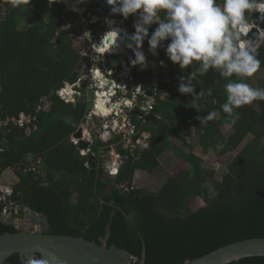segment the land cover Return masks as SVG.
<instances>
[{"label": "trees", "instance_id": "obj_1", "mask_svg": "<svg viewBox=\"0 0 264 264\" xmlns=\"http://www.w3.org/2000/svg\"><path fill=\"white\" fill-rule=\"evenodd\" d=\"M40 6L47 11L42 12ZM93 6H89L91 11L98 8ZM107 15L105 12L103 18ZM31 16L36 21L25 24ZM73 16L46 0H30L29 5L17 9L0 0V117L30 114L36 117L37 127L28 136L15 128L5 138L0 134V181L10 180L12 189L10 200L0 203V212L9 205L18 206V215L27 209L45 216L50 235L79 237L96 244L105 239L109 225L106 246L126 250L138 259L134 264H182L229 244L263 239L264 101L238 109L239 119L224 136L227 114L220 105L226 101L224 84L228 81L209 70L205 76L197 75L194 85L197 93L211 88V96L181 95L177 91L179 77L192 69L182 73L166 59L162 48V99L144 126L150 135L148 146L127 151L118 148L127 156L124 183L133 184L136 171L150 176L165 173L168 152L187 164V178L167 176L155 192L141 189L136 194L135 189L128 190L122 208L113 206L96 171L104 162L103 152L117 145L119 138L107 144L93 139V156L81 157L69 138L85 121L87 98L82 91L75 104H66L54 94L76 82L83 63L80 52L89 46L88 41L77 40L73 25L65 29ZM132 20L131 16L127 19ZM93 28L88 27L93 37L102 33V28L94 32ZM258 51L264 61V44ZM259 71L264 76V63ZM258 87L264 88V78ZM49 96L50 110L35 114L41 100ZM213 111L217 113L215 119L199 123L197 117ZM197 147L204 154L211 150L234 153L220 179L204 168L195 154ZM207 184L212 186L213 196ZM196 199L204 206L191 210L189 205ZM17 232L0 221V235ZM3 264L26 262L13 255ZM231 264H264V257Z\"/></svg>", "mask_w": 264, "mask_h": 264}, {"label": "clouds", "instance_id": "obj_2", "mask_svg": "<svg viewBox=\"0 0 264 264\" xmlns=\"http://www.w3.org/2000/svg\"><path fill=\"white\" fill-rule=\"evenodd\" d=\"M6 2L9 7L17 9L25 4L29 5L30 0ZM85 2L86 0H76L77 4ZM105 3L110 6V13L106 12L109 17H105L109 28L101 40L103 43L95 51L96 55L92 57L94 62L103 61L104 53L112 50L123 31L127 40L124 47L134 55V58L129 57L130 67L144 71L151 63L142 50V45L147 41L148 52L152 56L158 55L157 49L162 48L166 59L178 66L180 71L192 69L187 75L179 77L177 91L181 95L193 98L211 96V88L200 89L197 93L194 85L195 77L205 76L209 70L218 72L221 78L227 80L224 84L226 101L220 105V109L227 114L225 126L228 128L233 127L239 119L238 109L254 101H264V88L252 87L246 82L264 63L259 59V46H255L251 38H246L256 28L260 32L261 44L264 41L261 38V32L264 31L255 22H264V0H105ZM90 5L93 6L92 3ZM72 10H76L75 6ZM255 14L258 17L253 20ZM115 15L125 20L130 16L134 17V32L129 34L115 27V21L111 19ZM154 24L156 27L149 34V29ZM98 52L102 54L97 55ZM159 65L164 67V61H159ZM108 73L112 75L111 71L105 72L98 68L95 73H85L81 79L84 81L90 78L93 86L100 82L111 83L113 80ZM125 103L131 107L130 101ZM216 115L213 111L197 119L200 124H206L215 119ZM26 264H47V261L29 257ZM226 264L229 262L226 261Z\"/></svg>", "mask_w": 264, "mask_h": 264}, {"label": "built area", "instance_id": "obj_3", "mask_svg": "<svg viewBox=\"0 0 264 264\" xmlns=\"http://www.w3.org/2000/svg\"><path fill=\"white\" fill-rule=\"evenodd\" d=\"M52 3V0H46ZM53 3L59 4L62 3L58 0H53ZM90 3L86 1L83 4H77L76 0L71 3L70 8L66 9L72 13L75 17L74 13L80 14L84 13V16H81V19L86 24V28L90 25H93L94 28L97 27L101 30V34L98 33L96 37L91 35L90 31L87 30V39L86 41H92V49L94 47H98V43L100 44L104 34L106 33V29L109 26L105 23V19L103 16L105 15V11L101 7L94 9L91 11L89 6ZM73 6H75L76 10H72ZM94 7V6H93ZM87 8V10H86ZM86 13V14H85ZM97 15V16H96ZM86 18V19H85ZM92 18H94L92 20ZM134 18V17H133ZM115 21V27H118L122 30L127 31V33L132 34L134 32V28L132 27L133 20L130 22L127 19L121 18H111ZM92 20V21H91ZM128 22V23H126ZM128 24V25H127ZM88 25V26H87ZM156 25L151 26V32L154 30ZM122 38L118 37L117 43L120 44L122 50L126 52V57L122 58L117 66H110L111 60H115L116 57H112L113 53H104V59L101 62H94L90 55V48L87 47L86 51L82 50L81 57L83 63L78 67V79L74 84L66 85L57 93H54L58 98H60L66 104H74L84 92L83 95L86 96L89 92L93 94V102L94 106L92 109L87 110V114L85 116V121L83 122L85 126H93L94 123L100 126L99 141L102 144H107L113 140V137L120 138L121 141H133V145L130 147L135 149H144L148 146V141L150 139V135L145 133L144 126L147 124V117L154 111L158 99H162L160 96V82L164 81L160 75V65L159 61H161V48L157 49L158 55L152 56L148 52V45L143 44L142 50L147 58V61L151 62L149 66L144 71H139L136 67L129 66V57L134 58L131 50L126 49L121 40H124L123 31ZM77 35V39H78ZM80 41V40H78ZM118 52L117 56L119 55ZM95 56V55H94ZM152 64H155L153 67ZM98 68L101 71H111L108 73V76H111L110 79L113 80L111 83L108 82H100L97 85L93 86L91 84V80L86 79L82 81L81 77L85 75V73H95ZM117 84H116V83ZM103 86H100V84ZM53 92L51 93L52 96ZM53 94V95H54ZM51 96L43 98L41 103L36 107L35 114H39L42 112H48L51 108ZM89 99L87 98V101ZM119 101H122V104H118ZM125 101L131 102V107L127 106ZM98 102H101L105 105V108L109 111L107 115H103L98 108ZM99 120L101 124L99 123ZM36 117L32 115H28L25 113H19L17 116H7L5 118L0 117V134L2 136L8 135L12 129H21L24 130L25 133L30 134L31 132L36 130L35 125ZM125 128L126 132L122 130ZM83 130V137L89 143V147L86 150H80L81 156H86L90 152V146L93 141L90 138V132L87 129ZM85 130V131H84ZM91 131V130H90ZM70 142L78 146V141L73 139L72 136L70 138ZM116 150V152H114ZM123 151V150H122ZM1 152V150H0ZM124 153L120 152L118 149L114 148V145H110L106 148V150L102 154V158H104V162L102 164L104 170L107 172V175L110 177L117 176L121 167ZM93 156V155H92ZM5 186V185H3ZM6 187H2L0 185V199L5 195ZM7 196V200L11 195ZM0 203H6L1 202ZM7 209L3 208L0 212V217L3 215H7Z\"/></svg>", "mask_w": 264, "mask_h": 264}, {"label": "water", "instance_id": "obj_4", "mask_svg": "<svg viewBox=\"0 0 264 264\" xmlns=\"http://www.w3.org/2000/svg\"><path fill=\"white\" fill-rule=\"evenodd\" d=\"M86 1L101 7L108 14L110 13V6L106 5L105 0ZM111 17L115 19L121 18L119 15ZM257 17L258 15L255 14L252 18L255 20ZM255 22H258L259 29L264 31V22ZM122 37V33H120L119 38ZM246 38H251L257 47L261 44L260 32L256 28H253ZM124 43H127L126 38L123 40ZM98 45L100 44L98 43ZM113 47H116V45H113ZM119 51L120 53L117 56ZM112 57L116 58L111 60L110 66H117L121 59L126 57V52L120 46L119 49L113 52ZM87 98L89 100L86 110H90L94 106L93 94L89 92ZM71 136L78 141L79 149H88L89 143L84 140L81 127L77 128ZM125 173V165L121 167L118 176L115 178L107 176L103 170L98 171V176L101 182L106 185L108 197L115 208H122L125 192L134 189V186H123ZM21 218L24 225L33 227L35 231H19L13 234L4 233L0 235V264H3L13 255H18L23 262H26L29 257L37 256L36 259L47 261V264H133L134 261H138L126 250L115 246H106L109 225L105 228V239L102 240L101 244H96L79 237L48 234L49 223L45 216L24 210ZM252 257H264V238L243 240L229 244L203 257L187 260L182 264H226V261L231 264Z\"/></svg>", "mask_w": 264, "mask_h": 264}, {"label": "rangeland", "instance_id": "obj_5", "mask_svg": "<svg viewBox=\"0 0 264 264\" xmlns=\"http://www.w3.org/2000/svg\"><path fill=\"white\" fill-rule=\"evenodd\" d=\"M60 2H62V3H59L58 5L62 6L64 8L65 12H69V11H66V9L70 8L71 2H67V3L66 2L64 3L63 1H60ZM39 9L42 12H46L47 11V9L42 7V6H40ZM86 10H87V8H86ZM74 14H75V16L77 18L75 19L74 16L70 17L69 21L66 22L67 24L65 23V29H69L73 25L76 28V34L79 37L77 40L87 39V34H88L87 30H88V28H86V24L83 22L84 19L83 20L81 19V16H84L83 15L84 13H80V14L79 13L78 14L74 13ZM64 19H66V18H64ZM93 19L94 18H92V20ZM35 21H36L35 18L33 16H31V17L28 18V20L26 21L25 24H27V25L29 24L30 25V24L34 23ZM63 27H64V25H63ZM263 36H264V33H263ZM89 44L91 45L90 55L91 56L96 55L95 51L97 50V47H94V49H92V44H93L92 41H89ZM262 44H264V41L262 42ZM88 48H90V46H88ZM86 49H87V47L85 49H83V50L86 51ZM101 54L102 53H99V52L97 53V55H101ZM262 78H264L263 73L261 71H258L256 74H254V76L252 78L248 79V83L252 87H258V83H259V81ZM216 117H217V115H216ZM99 123L101 124L100 120H99ZM80 127L81 128L84 127V129L88 128V130L90 132V138H91L92 141H93V139H99V135L101 134V132H100V126H97V124L94 123L93 126H90V129H89L88 126H85L84 123H82L78 128H80ZM90 130H94V132H91ZM122 131L126 132L125 128ZM222 132H223L224 136H228V134L230 133V129L228 127H224V128H222ZM145 133L149 134V132L146 131V130H145ZM70 138H71V136H70ZM114 138L115 137H113V139ZM188 140H190V139H188ZM247 140H249V138ZM247 140H245L244 143H242L239 146V148H241V146L243 144H245L247 142ZM121 142H124V141H121ZM129 146L130 145H126L125 146V144L122 143L121 147H120V150H125V151H127L128 149L134 150L133 148H131ZM114 152H116V150H114ZM195 154L202 159L204 168H206V169H208L210 171L211 170L214 171L215 179H220L221 175L225 172V170H224L225 165L229 162V160L234 155V153L220 154V152L218 150H211V151H209L208 154H204V153H202V151L198 147L195 149ZM123 157L124 158L121 159L122 166H124L123 163L127 159V156L125 154L123 155ZM165 157L167 159V163H165V165H164L165 166V173H160L159 172V173H155L153 176H150V175H147V174H145L143 172L136 171L135 172L134 183L131 184V185H129V184H127V185L128 186H134V189H135L136 194H137V191H139L141 189L142 190L145 189V190L152 191V192L157 191L158 188L161 186V184L164 182V180L166 179L167 176H171V177H174L176 179H181V180L186 179L187 178V174H188V166H187V164L185 162H183L182 160H180L175 154H173L171 152L166 153ZM115 177L116 176H114L113 178H115ZM0 185L2 187H5L1 183H0ZM123 186H126V184H123ZM206 186L208 188L209 195L213 196L214 193H213L212 186L210 184H207ZM4 194L5 195L0 199L1 202H6L7 201V196L10 194L9 187H6V191L4 192ZM189 206H190L191 210H196V209H198L200 207H203L204 203L200 199H196ZM16 212H18V209H16ZM10 213H11V211H10ZM3 216H6V218L3 221L4 222H8L9 216H11V215H6L5 214ZM20 223H21V225H19V226H20L21 229H23L24 231L30 230L29 227H27V226H25L23 224V221H21Z\"/></svg>", "mask_w": 264, "mask_h": 264}, {"label": "flooded vegetation", "instance_id": "obj_6", "mask_svg": "<svg viewBox=\"0 0 264 264\" xmlns=\"http://www.w3.org/2000/svg\"><path fill=\"white\" fill-rule=\"evenodd\" d=\"M59 1V0H58ZM89 6V5H88ZM94 30H96V31H98V28L97 27H95V28H93V32H94ZM115 139V138H114ZM114 139H113V141H114ZM122 143H124L125 144V146L126 145H133V141L131 140V141H124V142H121V139L119 138V140H118V142H117V145H114V148H116V149H118L119 147H121V144ZM129 146V147H130ZM99 170H103L105 173H106V175H107V172L104 170V168H103V166H102V164L100 165V168H99ZM99 170H97L96 171V175L98 176V171ZM99 177V176H98ZM100 178V177H99ZM125 184V183H124ZM126 186H128L127 184H126ZM9 207V209H7V215H11V216H9V220H8V222H4L3 220L6 218V216H3V217H0V221L3 223V224H8V225H10V226H12V227H14L15 229H17V230H19V231H24L23 229H21L20 228V226L19 225H21V221H23L22 220V218L20 217L21 215H18V212H16V207H11L10 205L8 206ZM10 211H11V213H10ZM15 211V212H14ZM10 213V214H9ZM14 213V214H13ZM23 213V212H22ZM13 216H15L14 218H13ZM14 220V221H13ZM29 229L30 230H27L26 232H33V230L35 231V229L33 228V227H29ZM34 259H36L37 258V256H34L33 257ZM26 261V260H25ZM138 262V261H137ZM134 263H136L135 261H134ZM133 263V264H134Z\"/></svg>", "mask_w": 264, "mask_h": 264}, {"label": "bare ground", "instance_id": "obj_7", "mask_svg": "<svg viewBox=\"0 0 264 264\" xmlns=\"http://www.w3.org/2000/svg\"><path fill=\"white\" fill-rule=\"evenodd\" d=\"M59 1H63L64 3L66 2H74L73 0H59ZM263 33L264 32H261V38H263L264 39V36H263ZM101 43H103V41L101 42ZM120 44L119 43H117L116 44V47H113L112 48V50H110L109 52H107V53H113L116 49H119L120 48V46H119ZM123 102L122 101H119L118 102V104H122ZM128 106V105H127ZM98 108H99V111L105 116V115H107L108 113H109V111L105 108V105L103 104V103H101V102H98ZM103 109V110H102Z\"/></svg>", "mask_w": 264, "mask_h": 264}, {"label": "crops", "instance_id": "obj_8", "mask_svg": "<svg viewBox=\"0 0 264 264\" xmlns=\"http://www.w3.org/2000/svg\"><path fill=\"white\" fill-rule=\"evenodd\" d=\"M167 98H169V97L166 96L165 99H167ZM195 108L197 109V107H195ZM82 123H83V122H82ZM82 123H81V124H82ZM81 124H80V125H81ZM80 125H79V126H80ZM79 126H78V127H79ZM84 131H85V130H84ZM9 134H10V133H9ZM24 134H25L26 136L29 135V134H27V133H25V132H24ZM229 134H230V133H229ZM229 134H228V135H229ZM1 136H2V135H1ZM6 136H7V135H6ZM6 136H2V137L5 138ZM69 142H70V138H69ZM70 143H71V142H70ZM71 144H72V143H71ZM72 145H73V144H72ZM73 146H75V145H73ZM76 147H77V149H78V151H79V155H80V150H83V149H79L78 146H76ZM0 150H1V152H2V147H0ZM90 154H91V153L89 152L86 156H81V155H80V156H81V157H87V156L90 155ZM91 156H92V154H91ZM85 165H86V167H87V163H85ZM11 177L13 178V175H12ZM1 181H2V179H1ZM1 181H0L1 184L7 185V186H9V184H10V180H9V181H6V183H2L3 181H2V182H1ZM16 209L19 210V207L16 206Z\"/></svg>", "mask_w": 264, "mask_h": 264}]
</instances>
